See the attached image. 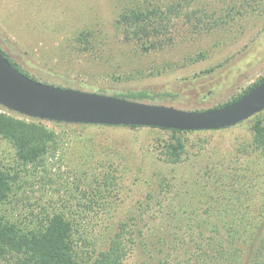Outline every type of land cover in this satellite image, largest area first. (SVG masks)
I'll use <instances>...</instances> for the list:
<instances>
[{
    "label": "rangeland",
    "instance_id": "374dc122",
    "mask_svg": "<svg viewBox=\"0 0 264 264\" xmlns=\"http://www.w3.org/2000/svg\"><path fill=\"white\" fill-rule=\"evenodd\" d=\"M187 1L0 0V50L23 74L51 86L128 100L145 92L144 103L213 109L264 76V0ZM176 2V13L156 14L152 24L143 16L120 19L139 8L174 10ZM0 112L52 133L47 152L25 165L0 136V166L15 178L6 216L27 223L60 213L98 243L126 219L136 237L124 264H190L201 232L225 233L234 224L252 230L264 217V154L252 143L253 127L264 129V111L225 129L192 132ZM173 142L182 147L176 163L165 161ZM242 214L253 223L237 224Z\"/></svg>",
    "mask_w": 264,
    "mask_h": 264
},
{
    "label": "trees",
    "instance_id": "16d2710c",
    "mask_svg": "<svg viewBox=\"0 0 264 264\" xmlns=\"http://www.w3.org/2000/svg\"><path fill=\"white\" fill-rule=\"evenodd\" d=\"M184 1L189 3L187 0ZM179 5V2H176L175 9H166L167 12L158 6L148 11H142L144 8H139L135 12L122 15L120 19L124 24H130L132 19L138 21L139 17L143 16L142 21L152 24L154 15L158 14L159 18L171 16L176 13ZM144 12L146 14L142 15ZM1 52L8 62L21 72L19 67L9 60L3 51ZM263 78L264 76L242 95L250 91ZM242 95L233 98L230 102ZM116 97L119 96L116 95ZM130 98L132 101L141 102L148 99L149 95L138 92L130 94ZM252 130V143L264 154V129L256 125ZM0 136L11 143L16 161L25 165L34 163L47 152L52 133L39 122L17 119L0 112ZM178 143L165 145L167 150L165 161L170 163L179 161V149L182 147ZM9 171L11 169L0 166V264L125 263L133 251L136 237L135 231L126 219L114 222L98 243L95 234L85 235L79 232L73 219L60 213L35 218L36 222L31 220L27 223L6 216L2 206L16 195L12 188L15 178ZM242 215L238 216L237 224H244L245 221L253 223V217L249 216L247 220V215ZM252 227V230H243L234 224L225 233L217 231L206 236L201 232L190 255V264H264V217L257 219Z\"/></svg>",
    "mask_w": 264,
    "mask_h": 264
},
{
    "label": "water",
    "instance_id": "95a60500",
    "mask_svg": "<svg viewBox=\"0 0 264 264\" xmlns=\"http://www.w3.org/2000/svg\"><path fill=\"white\" fill-rule=\"evenodd\" d=\"M0 106L21 116L56 123L215 131L264 111V78L226 105L189 111L44 84L14 68L0 50Z\"/></svg>",
    "mask_w": 264,
    "mask_h": 264
}]
</instances>
